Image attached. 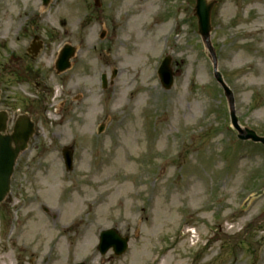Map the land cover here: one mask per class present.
I'll return each mask as SVG.
<instances>
[{"label":"rangeland","instance_id":"obj_1","mask_svg":"<svg viewBox=\"0 0 264 264\" xmlns=\"http://www.w3.org/2000/svg\"><path fill=\"white\" fill-rule=\"evenodd\" d=\"M193 5L0 0V110L36 128L0 202V264H264V146L236 138ZM210 41L239 124L264 135V0H215ZM110 227L130 238L119 257L96 249Z\"/></svg>","mask_w":264,"mask_h":264},{"label":"water","instance_id":"obj_2","mask_svg":"<svg viewBox=\"0 0 264 264\" xmlns=\"http://www.w3.org/2000/svg\"><path fill=\"white\" fill-rule=\"evenodd\" d=\"M98 4V0H94ZM48 0H43L46 4ZM215 0H194L193 14L196 17L197 33L201 36L204 46L208 52L213 65V74L216 81L223 88L224 95L229 107L230 124L237 132V137L241 140H250L264 145V136L257 135L249 127H241L238 123L234 109V97L232 91L223 81L221 73L216 69V55L210 42V15ZM40 43H33L31 51L35 54ZM74 48L68 44L64 45L55 62L57 72H61L69 67V58L73 55ZM170 57L166 56L159 67V78L162 86L169 89L173 81V71L170 66ZM7 115L0 111V201L4 198L9 189V178L13 170L14 161L20 151L25 146L29 136L33 132L32 123L26 115L20 116L15 121L13 132L11 134H2L6 130ZM67 168H71L72 151L71 148L62 149ZM127 237H121L114 228L106 229L99 234V243L97 249L104 254L112 247L116 255L122 254L127 248ZM76 264H84L83 262Z\"/></svg>","mask_w":264,"mask_h":264}]
</instances>
